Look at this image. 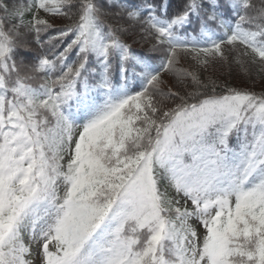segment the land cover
<instances>
[{"label": "snow or ice", "instance_id": "1", "mask_svg": "<svg viewBox=\"0 0 264 264\" xmlns=\"http://www.w3.org/2000/svg\"><path fill=\"white\" fill-rule=\"evenodd\" d=\"M217 65L264 79V0H0V264H264V91Z\"/></svg>", "mask_w": 264, "mask_h": 264}, {"label": "trees", "instance_id": "2", "mask_svg": "<svg viewBox=\"0 0 264 264\" xmlns=\"http://www.w3.org/2000/svg\"><path fill=\"white\" fill-rule=\"evenodd\" d=\"M17 3H27V0H17ZM57 25L65 23L60 19L55 21ZM139 37H137L138 39ZM125 39L131 43V38L126 37ZM134 48L140 51H146L149 44L143 43H134L132 45ZM209 75H212L214 78L218 79L220 83H227L233 87L237 88H245L249 90H253L257 93L264 91V79L255 78L251 79L243 72H240L237 67H233L229 69L228 67L216 66L209 71ZM163 78L166 81V85H170L172 83V78L167 74H163Z\"/></svg>", "mask_w": 264, "mask_h": 264}, {"label": "rangeland", "instance_id": "3", "mask_svg": "<svg viewBox=\"0 0 264 264\" xmlns=\"http://www.w3.org/2000/svg\"><path fill=\"white\" fill-rule=\"evenodd\" d=\"M217 66H219V65H217Z\"/></svg>", "mask_w": 264, "mask_h": 264}]
</instances>
